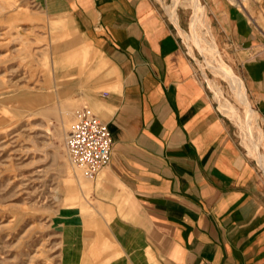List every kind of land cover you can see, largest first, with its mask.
<instances>
[{
  "label": "crops",
  "instance_id": "1",
  "mask_svg": "<svg viewBox=\"0 0 264 264\" xmlns=\"http://www.w3.org/2000/svg\"><path fill=\"white\" fill-rule=\"evenodd\" d=\"M47 1L48 13L72 24L87 45L85 72L94 76L86 96L114 139L97 186L116 210L109 226L128 259L264 264V177L222 114L237 122L226 103L219 99L220 112L201 81L176 24L155 0ZM202 1L220 43L246 53L236 80L264 129V0H251L255 19L233 1ZM256 127L251 155L264 169V133ZM121 193L132 199L123 208L114 201Z\"/></svg>",
  "mask_w": 264,
  "mask_h": 264
},
{
  "label": "rangeland",
  "instance_id": "2",
  "mask_svg": "<svg viewBox=\"0 0 264 264\" xmlns=\"http://www.w3.org/2000/svg\"><path fill=\"white\" fill-rule=\"evenodd\" d=\"M187 1L180 0L175 8L176 20L173 0H155L176 24L219 111L218 95L230 103L228 111L239 124L222 114L264 177V169L243 143L245 130L238 113L247 121L249 111L234 82L218 63L210 61L219 59L241 79L246 53L220 43L216 17L205 2L196 0L208 18L203 29L200 11ZM230 1L253 19L257 17L248 12L251 0ZM47 2L0 0V264H133L112 235L109 224L116 210L97 186L102 174L87 178L69 158L66 139L76 111L89 106L98 115L86 96L94 75L85 72L91 63L84 52L87 45L72 24L48 13ZM204 41L212 46V56L206 53ZM238 87L244 95L239 82ZM246 95L253 108L247 90ZM257 126L263 129L258 117ZM256 134L250 143L257 151ZM260 150L264 153V144ZM114 201L120 208L132 203L123 193Z\"/></svg>",
  "mask_w": 264,
  "mask_h": 264
},
{
  "label": "built area",
  "instance_id": "3",
  "mask_svg": "<svg viewBox=\"0 0 264 264\" xmlns=\"http://www.w3.org/2000/svg\"><path fill=\"white\" fill-rule=\"evenodd\" d=\"M66 139L69 158L87 178H95L110 163L114 139L108 124L87 106L76 111Z\"/></svg>",
  "mask_w": 264,
  "mask_h": 264
},
{
  "label": "bare ground",
  "instance_id": "4",
  "mask_svg": "<svg viewBox=\"0 0 264 264\" xmlns=\"http://www.w3.org/2000/svg\"><path fill=\"white\" fill-rule=\"evenodd\" d=\"M173 1L175 3L174 8H173V13H174V18H176L175 8L179 5L180 0H173ZM181 2H182V0H181ZM187 2H189V5L191 7H197L198 10L200 11L201 18H202L201 25H202V28L204 29L206 27V23H207V19H208L206 17V13H205L204 7L201 6L196 0L195 1L194 0H188ZM176 20H178V18H176ZM203 43H204L203 44V47H204L206 53H208L209 56H212V53H213L212 46L207 41H204ZM210 61L211 62L213 61V62L218 63V65H220V67H221L220 69L222 71H224L229 76V78L234 82V86H235V89H236L238 95L241 96V99L243 101L244 106H246L247 111H249L248 112V117L249 118H248L247 121H243L244 119L242 118V116L240 115V113H238V115H239V118H240L241 127H243L244 130H245V133H244V142L247 143V145H248V147L250 149V153L253 156H256L257 155V151H256V149L254 147H252V144L250 143V139H251L253 133L256 132V128H257L256 127L257 126V117H258V115L255 112V109H253L251 106H249V102H248L247 97L245 95H243L242 92H241V90L239 89V87H238V81L236 80V75H235V72L233 71L232 67H230L229 65H226V64L222 63L217 58H210ZM218 97H219V99L223 103L224 102L226 103L228 110H231L232 109L230 103H228L221 95H218ZM261 168H263V167H261Z\"/></svg>",
  "mask_w": 264,
  "mask_h": 264
}]
</instances>
